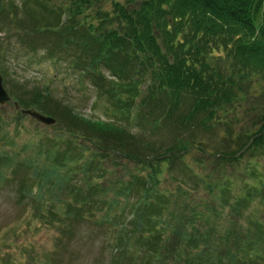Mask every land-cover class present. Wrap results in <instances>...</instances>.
Wrapping results in <instances>:
<instances>
[{
  "label": "trees",
  "instance_id": "trees-1",
  "mask_svg": "<svg viewBox=\"0 0 264 264\" xmlns=\"http://www.w3.org/2000/svg\"><path fill=\"white\" fill-rule=\"evenodd\" d=\"M58 1L55 14L45 6L50 0H22L39 13H30L37 25L46 24L33 35L50 39L27 60L57 66L54 59L68 50L73 70L88 73L97 96L109 94L107 103L116 109L101 122L58 108L57 126L65 135L45 136L34 146L35 156L22 162L36 171L40 191L34 197L23 184L19 194L47 208L52 220H61L58 210L77 220L96 211L89 219L110 230L112 264H264V210L248 212L256 201L264 207V174L254 156L264 148V126L236 152H210L194 135L213 130L218 112L242 100L243 91L264 86V0ZM14 6L0 0V19ZM0 57L7 55L0 51ZM11 97L23 109L57 118L49 88L28 94L21 87ZM187 106L188 113L181 112ZM25 118L16 112L14 120L21 126ZM124 120L139 125V135ZM6 123L0 113V134ZM163 127L175 133L167 147L153 140ZM1 136L10 144L8 132ZM88 144L97 152L85 158ZM251 152L246 176L257 182L236 191L238 176L227 167ZM187 153L199 154L195 160L206 175L186 165ZM178 159L184 183L203 185L208 198L187 201L192 190L185 192V184L167 174ZM124 160L137 164L136 175L119 171ZM72 164H83L81 180Z\"/></svg>",
  "mask_w": 264,
  "mask_h": 264
},
{
  "label": "rangeland",
  "instance_id": "rangeland-1",
  "mask_svg": "<svg viewBox=\"0 0 264 264\" xmlns=\"http://www.w3.org/2000/svg\"><path fill=\"white\" fill-rule=\"evenodd\" d=\"M12 1L15 4L11 8L12 14L9 13L10 10L5 11L0 19V34H3L0 36V51L7 55L5 60L0 57V67L9 73V81L6 83L9 93H20L21 87L28 94L49 88L53 95L49 108L56 114L58 122L63 106L84 119L110 121L108 119L110 117L106 114H109L110 109H116L107 103V99L111 100L110 95L103 92L102 97L97 96L89 76L73 70L69 57L74 58V55L68 50H63L65 52L63 59H54L58 62L57 66L53 64L54 62L49 63L47 60L39 64L35 60H27L26 55L29 52L32 55L34 53L32 49L36 51L37 47L45 42L42 41L43 39H50L32 33L37 29L42 30L46 25L40 28L37 20L30 14L32 12L39 16V13L36 14L32 7L24 8L22 0ZM43 1L45 0H42L41 4L45 5ZM60 4L58 0H50L45 6L54 12ZM33 8L38 9L40 6ZM52 23L55 25L54 18ZM51 49L49 48L48 51ZM109 80H111L110 77ZM242 94L244 96L242 100L218 112L213 130L207 132H202L200 129L194 130V135L198 139L196 143H203L204 148L210 152H236L244 147L243 143L247 145L252 143L259 134V129L264 126V86L259 83L254 84L250 91L248 89ZM58 108L62 109L59 113L56 112ZM5 111L8 112L5 113ZM188 111L187 106L181 112L188 113ZM0 113L5 115L9 122L4 124L3 132H8L9 137L12 138L10 144H6L7 141L1 139L3 132L0 134V264H112L114 252L108 250L111 246L110 230L89 219L90 215L96 214V211H85L83 220H77L70 219L65 213L59 215L58 210L56 216L61 220H52L53 215L51 217L47 208H40L33 199L19 194L23 184L31 187L34 197L40 191L36 171L22 162L35 156L34 146L41 139L47 140L45 136L52 141L55 136L65 135V132L63 133L56 125L45 126L32 118H25L22 120L23 125L18 126L14 120L16 111L13 105L0 106ZM122 122L128 131L139 135V129H142L139 125L132 126L125 120ZM189 133L185 132L184 137ZM153 135V140L156 143L160 142L162 146L167 147L174 143L175 133L168 128L163 127ZM60 143L62 145L59 150H64L67 147L66 143L62 141ZM93 151L97 152V149L92 144H88L85 158L90 157ZM9 155L12 157L11 160H8ZM197 155L199 154L189 153L182 160L188 167L195 169L198 175H206V170L196 163ZM252 156V152L248 153L238 165L230 164L227 167L229 174L238 176L235 180L236 191L242 190L246 183L257 182V179L246 176L251 168L249 158L251 159ZM254 156L261 165L258 169L264 174V148L261 147ZM177 161L179 164L176 162L167 174L184 183L182 170L185 169V165L180 159ZM82 165L72 164L71 166L72 171L76 172V180H81L83 176ZM118 168L124 174L138 173L137 164L126 160L120 163ZM187 182L182 185L185 192L192 190L187 201H192L194 198L203 200L209 197L203 185L199 187L190 181ZM260 210H264V207L256 201L248 212L251 214ZM97 216H102V212ZM164 235L169 237L168 232ZM166 247L172 249L171 244ZM150 264H152L151 260Z\"/></svg>",
  "mask_w": 264,
  "mask_h": 264
},
{
  "label": "water",
  "instance_id": "water-1",
  "mask_svg": "<svg viewBox=\"0 0 264 264\" xmlns=\"http://www.w3.org/2000/svg\"><path fill=\"white\" fill-rule=\"evenodd\" d=\"M11 102V98L9 97L7 91L3 86V78L0 75V104L6 105L7 103ZM18 107V105H17ZM19 108V107H18ZM25 115H30L38 122L43 123L45 125H55L56 120L54 118L46 117L38 112L34 111H23Z\"/></svg>",
  "mask_w": 264,
  "mask_h": 264
}]
</instances>
